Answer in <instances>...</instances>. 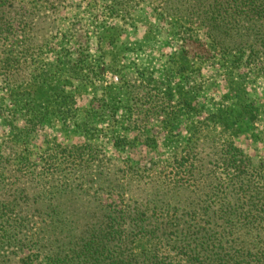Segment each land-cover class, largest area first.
Returning a JSON list of instances; mask_svg holds the SVG:
<instances>
[{"label":"rangeland","instance_id":"obj_1","mask_svg":"<svg viewBox=\"0 0 264 264\" xmlns=\"http://www.w3.org/2000/svg\"><path fill=\"white\" fill-rule=\"evenodd\" d=\"M211 11L204 0H61L40 45L4 50L14 56L0 63V139L26 131L37 170L73 145L110 167L156 168L205 135L230 137L264 166V33L228 18L232 32H218L228 47L216 51ZM199 123L208 130L196 133Z\"/></svg>","mask_w":264,"mask_h":264},{"label":"trees","instance_id":"obj_2","mask_svg":"<svg viewBox=\"0 0 264 264\" xmlns=\"http://www.w3.org/2000/svg\"><path fill=\"white\" fill-rule=\"evenodd\" d=\"M60 4L0 0V63L13 61L10 41L20 56L40 45L46 10ZM204 8L217 23L216 51L228 47L218 38L232 32L228 18L264 33V0H204ZM18 130L23 137L0 139V264H264V166L230 137L195 138L156 168L118 169L82 145L57 146L37 170Z\"/></svg>","mask_w":264,"mask_h":264}]
</instances>
